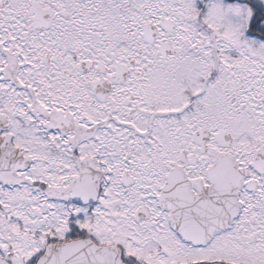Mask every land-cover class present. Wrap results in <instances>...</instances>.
Instances as JSON below:
<instances>
[{
    "label": "snow or ice",
    "instance_id": "1",
    "mask_svg": "<svg viewBox=\"0 0 264 264\" xmlns=\"http://www.w3.org/2000/svg\"><path fill=\"white\" fill-rule=\"evenodd\" d=\"M0 264H264V0H0Z\"/></svg>",
    "mask_w": 264,
    "mask_h": 264
}]
</instances>
